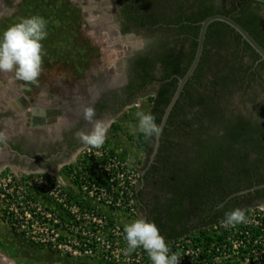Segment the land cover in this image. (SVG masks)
I'll list each match as a JSON object with an SVG mask.
<instances>
[{"label":"flooded vegetation","instance_id":"af4514ba","mask_svg":"<svg viewBox=\"0 0 264 264\" xmlns=\"http://www.w3.org/2000/svg\"><path fill=\"white\" fill-rule=\"evenodd\" d=\"M35 1L0 0V33L12 26L18 11L22 14L17 15V23L27 17H44L48 21V37L42 42L44 70L39 80H48L55 74L56 58L62 55L67 74L63 88L50 90L52 99L40 102L37 97L49 96L50 92L17 80L14 73L0 72V133L7 137V143L0 144V173L7 169L36 173L39 172L37 167L56 171L86 147L76 138L77 132L92 129V124L83 119L85 107L94 108V120L107 121L111 128L118 117L137 106L141 99L155 98L158 103L166 82L173 81L176 76L164 78L166 66L176 62L183 68L195 48L190 29L183 32L181 23L176 22L182 16L179 9L182 0H50L53 7L55 2H60L56 7H63L64 11H56L63 17L57 16L53 7L44 10L39 3L33 6ZM126 6H129L128 11ZM99 37L112 48L127 50L121 64L100 72ZM206 48L211 47L205 41L204 51ZM73 50L79 51L78 54ZM77 55L81 56L80 69L72 62ZM89 60L95 61L97 67L94 68ZM252 71L256 68L253 67L248 74L251 75ZM255 76L260 78L261 74L258 72ZM156 102L151 100L147 113L155 117V122L163 108ZM173 110L168 121L175 113ZM176 113L179 121L181 113ZM168 121L165 128L169 126L172 130L174 126ZM165 128L156 153V138L147 137L149 142L144 150V162L139 166L137 192L141 217L155 222L164 238L165 232L171 231L172 223L166 217H160L157 204L166 202L172 193L159 187L167 170V151L161 149L174 140L171 132H164ZM245 186L233 189L226 199L246 189ZM262 204L264 188L223 201L215 209L209 202L206 208L208 215L215 216ZM198 220L199 217L191 219L188 225ZM176 229L183 230L180 225Z\"/></svg>","mask_w":264,"mask_h":264},{"label":"trees","instance_id":"16d2710c","mask_svg":"<svg viewBox=\"0 0 264 264\" xmlns=\"http://www.w3.org/2000/svg\"><path fill=\"white\" fill-rule=\"evenodd\" d=\"M128 8L126 6L125 10ZM179 9L182 16L176 22L181 23L183 32L190 29L195 48L183 68L176 62L166 64L164 78L176 76L173 81L166 82L158 103L155 98L150 99L163 106L156 116L158 124L177 89L179 78L185 75L195 57L201 22L208 16L230 15L264 46V4L261 2L182 0ZM206 45L211 48L205 49L168 121L174 128L170 130L167 126L164 131L174 136V140L161 149L167 151V170L159 184L172 196L157 204L160 217L172 223L171 231L165 232L167 243L193 235H198L203 245L223 242L227 232L219 235L210 229L224 221L225 213L208 215L206 205L211 202L215 209L233 189H242V185L249 188L255 181L264 183V103L257 99L259 91L249 84L250 80L260 79L255 74L264 70V61L234 28L221 21L210 25ZM247 57L250 63L245 61ZM253 67L256 71H252L251 77L248 72ZM247 89L246 101L255 110L244 113L235 107L234 99L237 92ZM177 111L181 113L179 121L176 120ZM130 139L142 149L148 147L149 140L140 132L130 135ZM256 206L243 211L249 213ZM196 217H199L198 222L189 226L188 222ZM178 225L182 231L176 229ZM160 233L163 235L162 231ZM253 234L257 237L259 230L253 229ZM252 244L248 243L249 248L243 252L250 251Z\"/></svg>","mask_w":264,"mask_h":264},{"label":"built area","instance_id":"2783aa9c","mask_svg":"<svg viewBox=\"0 0 264 264\" xmlns=\"http://www.w3.org/2000/svg\"><path fill=\"white\" fill-rule=\"evenodd\" d=\"M60 167L55 174L13 172L0 189L17 234L60 256V264H151L142 248L125 255L123 227L142 218L139 169L106 145L84 147ZM245 216L246 222L235 227L221 222L210 229L227 232L223 242L203 245L198 235L183 236L167 243L170 253L179 264H264V208L256 206ZM253 229L259 230L255 238ZM250 242L252 249L243 252Z\"/></svg>","mask_w":264,"mask_h":264},{"label":"clouds","instance_id":"9594fccd","mask_svg":"<svg viewBox=\"0 0 264 264\" xmlns=\"http://www.w3.org/2000/svg\"><path fill=\"white\" fill-rule=\"evenodd\" d=\"M48 21L41 16L22 19L0 33V72L14 73L15 78L28 85H38L43 69V44L48 37ZM96 113L92 107L83 109V119L92 124L89 132L76 133L78 141L86 147L101 148L106 141L110 124L107 121L94 120ZM138 123L135 128L144 136L158 138L162 128L155 122L153 115L137 112ZM7 137L0 133V144H6ZM45 174V169L38 168ZM61 179L59 177L58 181ZM243 210L234 209L225 213L222 226L235 227L245 223ZM127 247L125 255L142 248L148 255L151 264H179V258L170 249L161 235L155 222L138 218L123 227Z\"/></svg>","mask_w":264,"mask_h":264},{"label":"rangeland","instance_id":"374dc122","mask_svg":"<svg viewBox=\"0 0 264 264\" xmlns=\"http://www.w3.org/2000/svg\"><path fill=\"white\" fill-rule=\"evenodd\" d=\"M48 1V2H47ZM37 3L40 4V8L42 9H53L56 10H63V7L57 8V3L60 4V2H55V7L51 6L50 0H40L35 1L33 3V6L37 5ZM49 4V5H48ZM53 7V8H50ZM22 13L18 11V13L15 14V17H17L12 23V25L17 23L18 16H20ZM264 16V10L262 12ZM18 15V16H17ZM30 16V14H28ZM56 15L61 16L62 13H58L56 11ZM63 17V15H62ZM78 54L79 51L73 50ZM62 53V51H58ZM127 52L126 49H116L110 47L107 43L103 42V39L99 37V72L101 70H105L106 68L114 67L115 65L121 64L122 57H124V54ZM83 53V52H82ZM63 55L59 58L57 57V67H55V74L49 76L48 80L40 81L39 80V89H44L45 92L49 93L52 89L61 90V87L63 88L64 85V78L66 77V66H64V62L62 61L64 58H62ZM80 57L77 55V57L73 58L72 62L73 65L75 64L77 68L80 69ZM245 61L247 63H250V59L247 57L245 58ZM93 63V67H97V63L95 61L90 62ZM249 84L252 85L253 88L257 89L259 91L258 101L264 103V70L261 72L260 79L256 80H250ZM247 90H242L236 93L235 96V107L237 109H240L242 112L247 113L248 110H255V108L246 101L247 96L246 92ZM40 102H47L52 99V93H49V96H45L42 99L38 96L37 97ZM151 105V100L149 99H141L138 102V105L133 107L130 110H127L123 115L118 117L113 124L111 128H109V131L107 133V138L105 141V144L109 149H111L114 153L126 157L131 163H133L138 169L139 166L142 165L144 162V150L141 147H139L134 141L130 139V135L139 133V131L135 128V125L138 123V118L136 116L137 112H144L148 113L149 107ZM115 125V126H114ZM76 158V156H75ZM75 158L72 160L74 161ZM74 163V162H73ZM62 166V165H60ZM58 167L56 171H48L45 170V173L48 174H55L60 171L61 167ZM65 168L61 169V172H64ZM14 171H11L10 169L5 170L4 172L0 173V189L4 188L8 181V177L10 175H13ZM18 174L19 177H24L27 173L25 172H15ZM43 173L41 171L33 173V174H39ZM32 174V173H30ZM41 193V192H40ZM39 199H41L42 202L48 203V200L45 196L39 195ZM7 203L5 200H2L1 191H0V264H60L63 260L60 256L57 254L51 253L48 250L41 248L30 241H27L22 236L18 235L13 226L9 223L7 219ZM259 206V205H258ZM261 208H264V204L260 205ZM254 208V207H253ZM251 208V209H253Z\"/></svg>","mask_w":264,"mask_h":264},{"label":"water","instance_id":"95a60500","mask_svg":"<svg viewBox=\"0 0 264 264\" xmlns=\"http://www.w3.org/2000/svg\"><path fill=\"white\" fill-rule=\"evenodd\" d=\"M255 1H258V2H261L264 4V0H255ZM215 21L224 22V23L230 25L232 28H234L242 36L243 40L248 42L249 45L260 55V60L264 61V46L243 25H241L233 17H231L230 15L223 14V13H216V14L210 15L206 19H204L201 22L200 32H199V36H198V46H197L195 57H194L191 65H190L189 69L185 73V75L183 77L179 78L177 89H176L170 103L168 104V106L165 110V113L163 114L162 121L160 123V127L162 128V132H161V135L158 138V140L156 139L155 153L158 150L163 130H164L165 126L167 125L168 118H169L174 106L176 105L180 95L182 94L186 83L190 80V78L193 76V74L195 73L196 69L199 66L201 57L203 55L204 47H205L207 31H208L210 25ZM64 164H62V165H64ZM261 188H264V183L256 184V185H253L249 188L235 192V193L231 194L225 200V202L229 201L233 197L240 196L243 194H247L249 192H253V191H255L257 189H261Z\"/></svg>","mask_w":264,"mask_h":264},{"label":"crops","instance_id":"0c3cea01","mask_svg":"<svg viewBox=\"0 0 264 264\" xmlns=\"http://www.w3.org/2000/svg\"><path fill=\"white\" fill-rule=\"evenodd\" d=\"M39 97L42 99L43 97L41 95H39Z\"/></svg>","mask_w":264,"mask_h":264}]
</instances>
